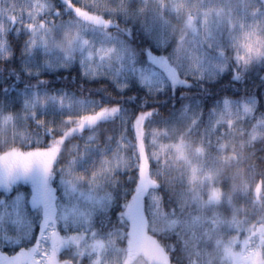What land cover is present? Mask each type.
I'll return each mask as SVG.
<instances>
[{"label":"trees","instance_id":"trees-1","mask_svg":"<svg viewBox=\"0 0 264 264\" xmlns=\"http://www.w3.org/2000/svg\"><path fill=\"white\" fill-rule=\"evenodd\" d=\"M40 1L48 5L49 12L29 24L52 28L74 22L83 30L120 39L129 46L135 66L160 70L152 60L163 62V72L160 71L165 84L152 89L132 77L121 87L109 76H89L77 62L52 68L29 47L33 28L27 27L29 24L18 15L9 21L5 32L8 50L6 54H0V154L18 155L12 150L27 151L29 146H46L50 140L56 141L57 149L62 147L63 152L50 180L54 193L43 196L41 190L37 208L32 206L33 181L20 180L9 186L8 176L0 173L3 178L0 181V207L10 206L11 210L12 201L22 197L19 209L21 218L27 222V227L18 234L9 231L10 225L2 226L0 251L13 255L21 247L29 248L35 244L46 201L51 203L50 215L56 220L54 228L57 227L62 235L81 232L63 228L58 213L59 206L66 201L64 181L71 178L70 169L75 165V159L81 158L87 145H93L102 149L120 147L128 153L132 164L112 172L103 182L101 193L107 197L109 205L94 213L90 231L100 237L111 238L119 234L112 237L110 243L128 254L133 224L131 210L135 205L131 197L143 174L150 181L139 197L145 218L149 221L152 197L156 194L162 213L180 221L175 228L161 232L151 230L148 222V234L171 264H193L191 252L200 240L189 228L187 212L182 210L177 196L186 184L175 176L176 166H168L171 154L163 152L161 145L200 147L209 116L218 104L229 101L252 102L255 110L230 125L217 126L209 142L203 139L205 147L202 150L220 160L215 177L223 196L246 211L249 223L258 215L264 217V130L252 138L257 124L264 121V53L252 54L247 60L229 57L212 79L193 76L180 69L172 54L181 34H175L165 46L158 43L146 28L144 16L132 9L141 0H72L77 6L88 7L94 15L111 19V29L77 20L66 0ZM256 1L264 11V0ZM40 93L47 96L48 105L55 110L46 109L41 113L29 108V96ZM59 96L74 102L76 108L72 109ZM114 106L120 109L114 118L102 120L96 127L86 126L83 132L77 130L72 134L70 131L76 128L80 116L101 107ZM38 120H43L44 125L38 124ZM12 122L18 130L9 127ZM61 135L66 138V143L64 139H56ZM52 196H55L54 200ZM127 204L132 207L125 209ZM124 211L125 215L121 216ZM231 211L228 204L221 206L223 215H231ZM92 257V254L82 256L78 247L71 245L59 252L58 263L89 264ZM4 264L12 262L5 258ZM15 264L18 263L15 261Z\"/></svg>","mask_w":264,"mask_h":264},{"label":"rangeland","instance_id":"rangeland-1","mask_svg":"<svg viewBox=\"0 0 264 264\" xmlns=\"http://www.w3.org/2000/svg\"><path fill=\"white\" fill-rule=\"evenodd\" d=\"M132 9L144 16L146 28L161 45H167L175 34H181L172 54L180 69L189 75L212 79L219 74L227 58L247 60L252 54L264 53V11L256 0H141ZM48 12V5L40 0H0V54L7 53L5 32L15 15L29 24ZM85 39L88 44L83 43ZM29 47L52 68L67 67L77 62L89 76H109L121 87L132 77L152 89L165 84L161 73L163 62L152 60L161 71L135 66V59L125 42L83 30L74 22L52 28L36 24ZM101 47H113L115 52L101 61ZM58 98L72 109L76 108L71 100L62 96ZM29 108L41 113L46 109L55 110L48 105L47 96L41 93L29 96ZM254 110L252 102L220 103L208 118L200 147L161 145L163 152L171 154L168 166L175 165V176L186 184L177 196L182 210L187 212L189 228L200 240L191 252L193 264H264V217L258 215L249 223L246 211L232 205L223 196L216 186L215 177L220 160L202 150L205 147L203 139L209 142L217 126L230 125L250 116ZM263 122L257 124L252 138L262 134ZM9 127L18 130L14 122ZM74 164L70 169L71 178L64 181L66 201L59 206L58 217L63 228L81 232L62 235L57 230V238H51L50 233L56 223L52 217L47 234L49 252L55 250L58 260L63 248L75 245L82 256L93 255L89 264H171L151 239L147 224L149 222L151 230L161 232L175 228L180 221L162 213L156 194L152 197L149 221L145 218L141 199L132 207V236L128 254L110 243V239L119 234L111 238L100 237L90 231L94 213L109 205L107 197L101 193L103 182L112 172L132 164L128 153L120 147L102 149L87 145L84 154L79 160L75 159ZM0 181H3L1 176ZM46 194L43 191V196ZM22 201V197L18 196L12 201L11 210L10 206L5 209L0 207V229L3 225H10L9 231L17 234L22 231L14 223L15 210L20 208ZM223 204L231 206V215L221 213ZM16 262L32 264V258L22 255L16 258ZM60 264L68 263L62 261Z\"/></svg>","mask_w":264,"mask_h":264},{"label":"snow or ice","instance_id":"snow-or-ice-1","mask_svg":"<svg viewBox=\"0 0 264 264\" xmlns=\"http://www.w3.org/2000/svg\"><path fill=\"white\" fill-rule=\"evenodd\" d=\"M68 6L74 11L77 20H83L85 23H92L95 26L107 27L111 29L112 20L107 17H102L98 14H92L88 7L77 6L72 2V0H66ZM58 14V13H57ZM41 23H44L41 21ZM52 23H55L53 19ZM29 28H34V25H27ZM84 44H88L89 41L85 39ZM115 49L113 47L99 49V58L101 61L109 58ZM92 55L91 53L89 54ZM161 63V61H158ZM173 82L175 78H173ZM120 109L118 106L114 107H101L95 112L86 113L78 118V123L76 128L71 129L72 134H75L77 130L83 132L86 126L96 127L99 122L102 120H107L114 118ZM35 115V114H33ZM143 119V116L140 117ZM38 124L41 126L44 125L43 120H38ZM64 139L65 143L67 142L66 138L61 135L56 138ZM18 155H8L0 154V173H5L9 178V186L12 183H16L20 180L33 181L35 184V195L32 198V206L37 208L40 204L39 194L43 189L44 192L53 194L54 189L50 186V180L55 173V165L60 159V156L63 152V148L57 149L56 141L50 140L46 146L40 147H31L27 151L23 149H13ZM95 175V174H93ZM150 181L144 178L141 174V178L138 181V186L135 189V194L131 197L132 203H137L139 197L144 188L148 186ZM52 199H55V196H52ZM131 204H127L125 209H130ZM51 203L50 201L44 202L43 205V222L40 226L39 238L36 240L35 244L29 248L21 247L19 251L15 252L13 255H9L7 252L0 251V264H4L5 258L15 264L16 258L21 257L24 254H28L32 258V264H58L57 254L55 250L49 252V245L47 244L48 240V230L50 228V220L52 219L50 215ZM16 219L14 223L18 224L23 230L27 227V222L21 218V209L17 208L16 210ZM125 215V211L121 213V216ZM57 227L52 228L50 233L51 238H57Z\"/></svg>","mask_w":264,"mask_h":264}]
</instances>
